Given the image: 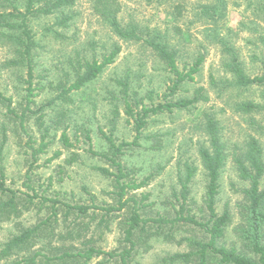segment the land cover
<instances>
[{
    "label": "rangeland",
    "instance_id": "374dc122",
    "mask_svg": "<svg viewBox=\"0 0 264 264\" xmlns=\"http://www.w3.org/2000/svg\"><path fill=\"white\" fill-rule=\"evenodd\" d=\"M117 1L118 20L123 27L134 26L142 39L155 37L165 44L174 53L179 70L189 69L201 57L199 72L193 81L182 84L174 96H167L171 74L143 41L119 40L93 12L95 0H74L61 12L30 20L38 45L33 51L30 85L26 66L19 64L4 32L0 31V92L10 99L14 112L9 113L0 105V171L5 176L4 187L14 191L18 198L20 212L0 221V251L22 230L42 224L46 230L33 250L53 255L54 251L45 246L49 241L47 234L51 232V245L57 246L61 243H57L55 235H63L81 221L75 214L64 217L61 209L65 205L86 206L90 215L94 212L97 215L93 222L90 216L84 218L89 229L81 235L89 243H83L82 239L63 243L70 253L89 247L106 252L118 247L121 235L117 221L122 217L104 228L98 225L103 212L91 208L106 207L112 202L111 181L97 170L103 167L113 171L99 157L108 150L106 138H112L116 144L130 143L135 138L133 122L127 120L120 104L122 87L117 86L116 80L127 83L129 99H143L146 105L162 102L165 95L167 99L190 98L197 88L204 89L206 103L151 118L141 133L139 146L126 150L121 161L137 182L151 176L145 187L135 191L138 196L149 195L144 203L151 205V216L156 212L172 214L165 202L173 199V192L179 189L183 165H196L198 172L190 186V197L198 205L205 179L197 152L204 145L207 119L214 120L226 155L215 208L219 214L228 210L230 221L225 228V241L228 246L236 242L234 229L240 223L238 205L249 185L239 178L234 159L245 152L250 139H255L262 148L264 162V110L248 114L239 107L245 103L264 107L261 96L264 88L234 85L233 76L225 69L229 55L224 47L235 54L246 75L263 74L264 0H224L222 6L218 0ZM206 9H211L209 14ZM65 17H68L65 26L55 25ZM114 45L120 46L121 52L98 78L71 92L70 103L49 104L58 93L53 87L71 83L77 61L100 60ZM115 109L118 115L114 114ZM63 133L69 146L61 142ZM153 136L161 141L159 150L151 148ZM42 144L44 151L34 160L32 151ZM260 188L264 189V175ZM150 245L131 264H170L166 260L169 256L185 250L184 245L179 247L162 239L153 240ZM33 255V252L15 254L0 260V264H23V257ZM101 261L104 260L98 257L88 264Z\"/></svg>",
    "mask_w": 264,
    "mask_h": 264
},
{
    "label": "trees",
    "instance_id": "16d2710c",
    "mask_svg": "<svg viewBox=\"0 0 264 264\" xmlns=\"http://www.w3.org/2000/svg\"><path fill=\"white\" fill-rule=\"evenodd\" d=\"M74 0H0V31L4 32V37L13 48L20 65H25L28 71V84L30 85L31 70L33 68V51L37 48V42L29 26L32 18L38 16H48L63 8L70 7ZM224 0H218V5L222 6ZM210 10L205 11L206 14ZM93 12L99 16L109 27L110 31L122 41L139 42L143 41L150 50L157 56L164 65L168 73L171 74V86L167 96H174L181 85L194 80V75L199 72L202 58H197L189 69L179 70L176 64L175 55L168 47L152 39H142L140 33L134 26L123 27L119 20L120 4L117 0H95ZM68 17L60 19L55 25L65 26ZM264 45V35L261 38ZM228 52V62L225 69L233 76L234 85L240 88L262 87L264 88V72L259 76L249 77L245 74L240 64L237 62L235 54L230 48L224 47ZM121 48L118 45L112 46L111 50L102 56L100 60L92 59L77 61L74 67V77L68 86L58 84L52 89L58 92L54 101L61 104L71 102L70 93L82 89L88 83L94 81L110 65H112ZM117 86H121L122 99L120 104L127 120H132L135 138L132 142H121L116 144L112 138L107 137L108 150L106 154L99 155L105 160L109 168L100 167L97 170L100 174L109 179L112 185L111 204L106 207L93 205L91 208L102 213L98 225L108 228L109 224L117 221V229L120 233L118 247L111 251L89 247L77 253H70L69 249L63 245L65 241L77 242L89 240L82 236V232L88 231V223H84V218L90 216L91 221L96 219V213L88 212L89 207L82 205H65L61 209L64 217L75 214L77 219L76 228H70L65 233L55 235L57 246L51 245V232L45 246L54 251L53 255L45 256L41 251H34L33 247L38 244L45 228L38 224L32 228L24 229L20 234L12 237L0 251V260L9 258L15 254H28L33 252V256L23 257V264H88L92 259L101 257L98 264H131L133 259L140 253L147 252L151 241L162 239L166 243L176 246H185L183 252L174 253L166 260L170 264H264V189L260 188V180L264 175V162L262 159V148L255 139H250L244 153L234 159L238 176L246 181L249 187L243 191V198L238 205L240 223L234 229L236 242L228 246L225 241V228L230 218L228 210L218 213L215 208L216 197L218 195V180L220 171L224 166L226 155L224 146L220 142L219 128L217 123L208 118L204 126V145L198 148L197 158L203 171L205 186L200 203L190 197V186L195 179L198 167L192 163H184L183 173L178 177L177 191L173 192V199L165 204L172 210L171 215H161L156 212L151 216V205L144 203L149 195L141 193L137 195L135 191L145 187L151 180V176L137 182L131 178L127 169L121 161L126 150L134 146H139L138 140L142 131L147 128L149 120L161 114L171 113L173 110H186L195 107L198 103H206L208 97L204 89L197 88L190 98L186 99H165L159 103L143 104V99H129L127 83L121 80L115 81ZM29 96L31 87H27ZM264 98V91L261 92ZM151 97V96H150ZM118 101V99H116ZM152 100V99H150ZM10 99L4 97L0 92V105L5 107L9 113H14L10 109ZM240 110L251 113L258 112L264 107L254 103L242 104ZM118 115L117 109L114 111ZM24 115V112L22 116ZM22 117L20 124L22 125ZM152 149L159 150L161 141L159 137H151ZM61 142L68 145L69 141L65 133L61 136ZM43 144L36 150L33 149L32 157L43 152ZM69 146V145H68ZM74 160V159H73ZM73 160L69 162H73ZM4 173L0 171V221H7L13 216L19 215L18 200L12 190L4 187ZM5 197V200L2 199ZM121 214V215H120ZM44 236V234H43ZM38 260V261H37ZM18 264V263H12Z\"/></svg>",
    "mask_w": 264,
    "mask_h": 264
}]
</instances>
